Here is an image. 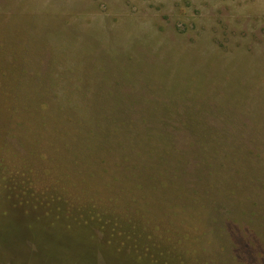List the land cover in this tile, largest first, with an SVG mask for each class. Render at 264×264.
<instances>
[{
	"label": "rangeland",
	"instance_id": "obj_1",
	"mask_svg": "<svg viewBox=\"0 0 264 264\" xmlns=\"http://www.w3.org/2000/svg\"><path fill=\"white\" fill-rule=\"evenodd\" d=\"M0 264H264V0H0Z\"/></svg>",
	"mask_w": 264,
	"mask_h": 264
},
{
	"label": "trees",
	"instance_id": "obj_2",
	"mask_svg": "<svg viewBox=\"0 0 264 264\" xmlns=\"http://www.w3.org/2000/svg\"><path fill=\"white\" fill-rule=\"evenodd\" d=\"M24 85V84H23ZM22 86V85H21ZM45 103V101L43 102V101H40V108L42 107V105ZM38 108V107H37Z\"/></svg>",
	"mask_w": 264,
	"mask_h": 264
}]
</instances>
